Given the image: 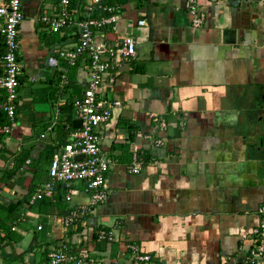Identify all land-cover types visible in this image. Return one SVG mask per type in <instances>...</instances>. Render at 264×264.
Returning a JSON list of instances; mask_svg holds the SVG:
<instances>
[{
  "label": "crops",
  "instance_id": "crops-1",
  "mask_svg": "<svg viewBox=\"0 0 264 264\" xmlns=\"http://www.w3.org/2000/svg\"><path fill=\"white\" fill-rule=\"evenodd\" d=\"M58 1L21 0L16 112L11 122L0 115L11 125L0 136V264H46L61 246L128 264L127 244L155 264H249L264 206V0H199L198 28L186 0L108 1L121 19L105 40L131 35L136 53L111 67L99 93L119 102L101 127L102 149L115 160L107 200L69 228L55 218L87 204L83 183L57 184L51 197L28 203L50 181L54 152L78 129L70 103L87 86L86 62L69 69L74 80L61 94L47 65L75 39L73 27L52 33L39 20L55 14ZM134 154L138 173L129 172ZM99 229L113 240L99 239Z\"/></svg>",
  "mask_w": 264,
  "mask_h": 264
},
{
  "label": "built area",
  "instance_id": "built-area-1",
  "mask_svg": "<svg viewBox=\"0 0 264 264\" xmlns=\"http://www.w3.org/2000/svg\"><path fill=\"white\" fill-rule=\"evenodd\" d=\"M109 0H79L75 11L71 9V0H59L56 13L44 14L40 22L48 26L50 32H61L74 28V41L69 47L61 48L56 56L49 55L47 65L57 71V91L62 93L67 86L68 70L78 62H86L88 66L87 86L83 93L72 101L81 127L69 134V139L57 149L48 166L49 182L40 185L29 198V204L51 197L57 184L69 188L74 182L84 184L88 194V202L73 208L67 215L55 218L63 227L83 225L89 214L107 200L109 188L108 171L115 165V160L106 154L101 146V127L111 117L112 110L119 102L105 100L101 93L104 78L111 67L127 61L135 56L136 43L131 35H124L114 43L105 40V30H115L121 19L120 7L110 4ZM21 0H0V90L4 98L0 100V115L4 114L9 122L13 121L18 98L21 63L19 53V28L24 15ZM186 9L191 19V26L198 28L204 21V13L199 8V0H186ZM98 17H94L95 14ZM139 27L146 25L144 19L137 21ZM58 111L56 113V116ZM52 126H50L51 128ZM11 125L0 123V136H7ZM161 144L160 140L156 141ZM3 143L0 141V151ZM75 156L82 159L75 160ZM134 154L129 172L138 173L141 163ZM71 193L66 201L71 200ZM260 220L251 232V248L246 257L249 264H264V206L258 208ZM41 227L38 226L37 230ZM97 236L101 240L111 242L113 232L99 229ZM129 252L128 264H155L152 256L143 253L135 244H127ZM46 264H105L101 259L75 254L71 248L61 246L52 249L47 255ZM113 264H118L114 262Z\"/></svg>",
  "mask_w": 264,
  "mask_h": 264
},
{
  "label": "trees",
  "instance_id": "trees-1",
  "mask_svg": "<svg viewBox=\"0 0 264 264\" xmlns=\"http://www.w3.org/2000/svg\"><path fill=\"white\" fill-rule=\"evenodd\" d=\"M78 4H79V7H80L81 2L79 3V0H71V9L74 11V10L76 9V7H77ZM80 9H81V8H80ZM98 16H99V14H97V13L94 15V17H98ZM78 63H79V62H78ZM72 68L75 69L76 67H72ZM72 68H71V70H72ZM72 71L74 72V70H72ZM73 74H74V73H72V72L70 73V70H68V76H69L68 78H69L71 81L74 80V78H73ZM65 88H66V87H65ZM64 92H65V89H64ZM64 92H62V93H64ZM72 101H73V100H72ZM72 101H71V103L69 102L71 105H72ZM22 158L25 159V158H26V155H22ZM137 160H139V159L137 158ZM13 207L15 208V207H17V206H13ZM12 211H14V210H12ZM12 213H13V212H12ZM12 213H10V214H12ZM0 228L3 229L4 227H0ZM4 230H6V229H4Z\"/></svg>",
  "mask_w": 264,
  "mask_h": 264
},
{
  "label": "water",
  "instance_id": "water-1",
  "mask_svg": "<svg viewBox=\"0 0 264 264\" xmlns=\"http://www.w3.org/2000/svg\"><path fill=\"white\" fill-rule=\"evenodd\" d=\"M74 127L75 128H80L81 127V121L77 120L76 122H74Z\"/></svg>",
  "mask_w": 264,
  "mask_h": 264
},
{
  "label": "rangeland",
  "instance_id": "rangeland-1",
  "mask_svg": "<svg viewBox=\"0 0 264 264\" xmlns=\"http://www.w3.org/2000/svg\"><path fill=\"white\" fill-rule=\"evenodd\" d=\"M25 5H26V6H28V4H27V3H25ZM36 5H37V3H35V6H36ZM47 71H48V72L46 73V75L48 76V75H49V73H50V72H49L50 70H47Z\"/></svg>",
  "mask_w": 264,
  "mask_h": 264
}]
</instances>
